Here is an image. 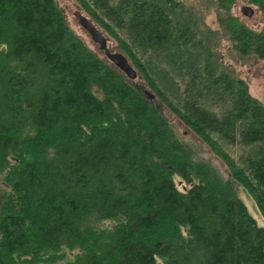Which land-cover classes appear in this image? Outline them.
I'll return each mask as SVG.
<instances>
[{
    "label": "trees",
    "instance_id": "1",
    "mask_svg": "<svg viewBox=\"0 0 264 264\" xmlns=\"http://www.w3.org/2000/svg\"><path fill=\"white\" fill-rule=\"evenodd\" d=\"M3 1L1 14L35 5L37 40L57 34L43 52L62 53L70 72L52 79L59 62L44 61L48 84H37L38 59L21 53L35 37L0 20V264H264V106L215 54L224 37L264 59V0H248L259 31L232 15L237 0H213L221 38L201 22L212 0H75L226 177L194 159L137 76L72 34L55 0ZM35 108L54 115L39 127Z\"/></svg>",
    "mask_w": 264,
    "mask_h": 264
},
{
    "label": "rangeland",
    "instance_id": "2",
    "mask_svg": "<svg viewBox=\"0 0 264 264\" xmlns=\"http://www.w3.org/2000/svg\"><path fill=\"white\" fill-rule=\"evenodd\" d=\"M178 1V0H177ZM184 3H196V0H183ZM9 4V2H4L0 7ZM212 7L210 6L204 13L201 15V22L204 23L206 29L208 31H211V33L219 34L220 38L222 37L223 30L221 28L219 19H218V12H216L213 8V0H212ZM56 7L61 12L63 19L65 20L66 24L68 25L69 29L72 31V34L78 38L81 43L92 53H94L99 59L103 60L104 62L108 61L104 58L101 51L98 50L97 44L91 41L88 34L78 26L77 22L75 21V18L73 16V12H78L84 17L88 19V16L81 10L80 6L75 2V0H55ZM191 5V4H190ZM26 6V7H24ZM18 7L22 11L20 16L16 15L14 12L15 7L8 8V12L0 13V20L3 22H6L7 24H10V26H5L11 28L13 33H17L19 30L23 33H29L34 36V39H31L28 43L25 44L23 50L21 53L24 57L28 58H36L39 61L40 70L37 72L38 82H45L46 77L42 74L41 64L45 62H49V64H53V61L57 60L59 62V65L55 68L56 73L55 75H51L52 79L58 75L68 74V71L70 72V69L67 70H60L59 66L64 63V56L62 53H54L51 54V50L48 49V53L43 52V47L48 46L49 44H54L56 39L54 35L57 37V34L55 31L47 29L43 32L46 33L44 36L46 42L37 40L36 36L39 34L38 31L35 30L39 29L42 30V26L39 25L38 18L35 20L33 19L32 12H30L35 5L31 4H19ZM243 7L250 8L253 10V15L246 16L242 15L241 9ZM23 8H26L24 11ZM232 15L236 18H238L247 28L253 30V31H259L263 24L262 19V13L261 11L249 3L248 0H237L232 8ZM91 21V20H90ZM92 22V21H91ZM26 23L29 24V27L26 25ZM95 25V24H94ZM95 27L102 33L104 38L106 39V46L109 52H117L122 54L120 49L117 47V45L105 34V32L101 29H99L96 25ZM10 30V31H11ZM217 31V32H216ZM8 32V31H7ZM219 32V33H218ZM7 34L3 32V36ZM8 38V36H6ZM11 39V43H15L14 39L12 37H9ZM228 40L224 37L221 38L219 41L218 46L215 48V54L217 56L218 61L222 64L224 67V70L229 73V75L235 79L242 80V82H245L248 86V90L251 96L256 98L260 103L264 106V59L259 58L255 55H248V56H241L239 53L235 52L231 48V44L227 42ZM45 43V44H44ZM45 45V46H44ZM36 46V48H39V50L42 52V54H39L38 51L33 50V47ZM123 55V54H122ZM55 59V60H54ZM65 66H67L69 63H64ZM2 73H5L4 71H1ZM79 74V73H77ZM75 75V74H74ZM73 75V76H74ZM70 78V76H68ZM70 81V80H68ZM142 93L149 94L150 99L153 101L156 109L159 111L161 116L163 118H166L169 122L171 128L174 129L177 136L180 138V140L193 152H191L194 155V159L198 161L208 162L213 167H215L224 177L228 176V169L222 162V160L214 155L209 147L197 136L195 135L159 98L155 96V94L152 93V91L149 89V87L145 84L142 77L137 73V78L131 81ZM43 84H48L46 81ZM10 86V85H9ZM72 86L68 85V88H65L68 92H71ZM10 92L12 94L18 92V86L10 87ZM52 95V94H50ZM41 108H35L37 116L36 118V124H39V127H41V122H44L43 119L47 118L48 116L54 115V112L52 110H48L46 112L40 110ZM75 113H77L76 109L74 110ZM79 115V113H77ZM77 115V116H78ZM58 118V115L55 116ZM120 138V137H119ZM118 138V139H119ZM49 141H53V138H49ZM59 141V140H58ZM113 141L114 138H113ZM238 189V188H237ZM239 195L241 196L242 200L248 207L249 211L252 213L253 216L257 217L259 220L260 216L259 213L256 211L254 203L249 199L247 194L243 191H240ZM58 214H61V211H58ZM261 220V219H260ZM53 222L55 219L52 220ZM260 223L262 221H259ZM47 226V225H46Z\"/></svg>",
    "mask_w": 264,
    "mask_h": 264
},
{
    "label": "water",
    "instance_id": "3",
    "mask_svg": "<svg viewBox=\"0 0 264 264\" xmlns=\"http://www.w3.org/2000/svg\"><path fill=\"white\" fill-rule=\"evenodd\" d=\"M247 16H251L252 12L247 8L243 9ZM73 16L78 26L82 28L89 36L92 42L97 44L98 50L102 52L104 58L115 66L119 71L126 75L129 79H134L136 77V72L129 64L126 57L117 52H109L106 46V39L102 33L95 28L90 20L81 15L78 12H73Z\"/></svg>",
    "mask_w": 264,
    "mask_h": 264
}]
</instances>
